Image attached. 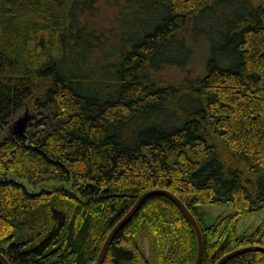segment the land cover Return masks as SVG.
I'll return each mask as SVG.
<instances>
[{"label": "trees", "instance_id": "16d2710c", "mask_svg": "<svg viewBox=\"0 0 264 264\" xmlns=\"http://www.w3.org/2000/svg\"><path fill=\"white\" fill-rule=\"evenodd\" d=\"M203 44L202 76L163 82ZM26 109L41 117L33 132L0 141L10 264H96L138 198L159 189L198 221L202 264L264 247L263 227L237 234L264 210V0H0V133ZM51 182L72 189L28 187ZM204 205L234 213L209 226ZM197 252L182 210L158 195L103 264H195ZM226 264H264V253Z\"/></svg>", "mask_w": 264, "mask_h": 264}, {"label": "rangeland", "instance_id": "374dc122", "mask_svg": "<svg viewBox=\"0 0 264 264\" xmlns=\"http://www.w3.org/2000/svg\"><path fill=\"white\" fill-rule=\"evenodd\" d=\"M104 14L108 15L109 10L106 8ZM99 17L103 18L100 14ZM208 55V48L206 44H203L201 48L196 49L194 55L189 62L190 64L186 68H179L176 66H170L162 71V80L164 83H179L184 81H192L193 79L202 76L205 72V63ZM39 116V117H38ZM40 115L35 112L26 109L21 111L14 121L0 133V141L3 140L10 134H13L15 131L20 132L21 127L23 132L32 133L34 129V123L36 120L40 119ZM16 179V177L12 176ZM25 183V181H23ZM29 189L34 192H40L42 190H53L57 188H65L68 190L72 189V185L69 184H59L55 182L51 183H42L37 187L28 185ZM200 212L202 213L204 220L207 225H215L219 223L223 218L234 213V210L224 206L218 205H204L200 207ZM259 227L264 228V210L256 211L248 216L241 219L237 227L238 236H242L246 233H255ZM144 247L147 255H150L151 252V242L148 237L144 238Z\"/></svg>", "mask_w": 264, "mask_h": 264}, {"label": "water", "instance_id": "95a60500", "mask_svg": "<svg viewBox=\"0 0 264 264\" xmlns=\"http://www.w3.org/2000/svg\"><path fill=\"white\" fill-rule=\"evenodd\" d=\"M22 127L20 130V133H23ZM158 195L168 197L176 205H178V207L182 210L183 214L185 215V217L187 218L189 223L194 228L196 235H197V238H198V252H197V258H196L195 264H202L203 256H204V238H203L202 230L200 228L198 221L196 220V218L194 217L192 212L188 209L186 204L176 194H174L171 191L164 190V189L152 190V191L145 192L144 194H142L138 198V200L136 201V203L134 204L132 209L125 215V217H123L118 222V224L112 229V231L108 235V237H107V239H106V241L102 247V250L100 252V255L98 257L96 264H103V262L105 261V258L107 256L109 247H110L112 241L114 240V238L116 237V235L132 220V218L137 214V212L141 209L143 204L149 198H151L153 196H158ZM248 252H262V253H264V247L250 246V247H245L242 249L235 250V251L223 256L222 258H220L216 264H226L232 258H234L240 254L248 253ZM0 261L3 264H10V262L1 253H0Z\"/></svg>", "mask_w": 264, "mask_h": 264}]
</instances>
